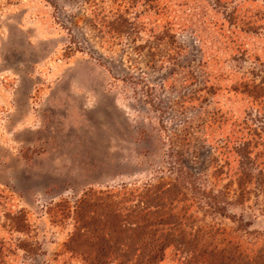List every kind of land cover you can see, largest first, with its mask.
<instances>
[{"label":"rangeland","instance_id":"374dc122","mask_svg":"<svg viewBox=\"0 0 264 264\" xmlns=\"http://www.w3.org/2000/svg\"><path fill=\"white\" fill-rule=\"evenodd\" d=\"M252 83L264 0H0V264H97L91 191L178 187L179 166L233 187L225 145L264 133ZM243 199L226 212L264 230V192Z\"/></svg>","mask_w":264,"mask_h":264},{"label":"trees","instance_id":"16d2710c","mask_svg":"<svg viewBox=\"0 0 264 264\" xmlns=\"http://www.w3.org/2000/svg\"><path fill=\"white\" fill-rule=\"evenodd\" d=\"M248 91L253 98H264V83H252ZM258 131L250 127L247 139L235 143L232 138L231 145H225L235 166L233 187L216 191L203 187L199 178L179 166L178 187L171 182L162 187L148 184L115 192L111 199L104 192L91 191L96 195L87 196H93L91 204L94 200L99 204L105 220L85 229L96 239L97 264L118 260L119 264H156L168 246L184 254L179 259L182 264H264V230L249 229L248 221L226 212L227 197L245 200L251 192H264V133L259 137ZM220 218L237 224L227 230L217 221Z\"/></svg>","mask_w":264,"mask_h":264}]
</instances>
